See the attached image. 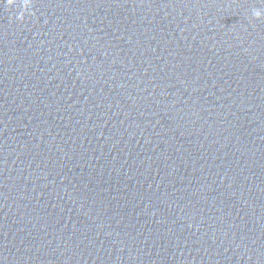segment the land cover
Segmentation results:
<instances>
[{
    "label": "water",
    "instance_id": "water-1",
    "mask_svg": "<svg viewBox=\"0 0 264 264\" xmlns=\"http://www.w3.org/2000/svg\"><path fill=\"white\" fill-rule=\"evenodd\" d=\"M0 264H264V0H0Z\"/></svg>",
    "mask_w": 264,
    "mask_h": 264
},
{
    "label": "clouds",
    "instance_id": "clouds-1",
    "mask_svg": "<svg viewBox=\"0 0 264 264\" xmlns=\"http://www.w3.org/2000/svg\"><path fill=\"white\" fill-rule=\"evenodd\" d=\"M9 2L11 3L12 2V0H9ZM261 13H260V11L259 10H253V13H252V15L253 16H259Z\"/></svg>",
    "mask_w": 264,
    "mask_h": 264
}]
</instances>
